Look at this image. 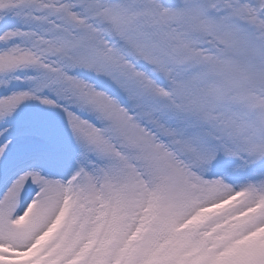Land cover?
I'll return each mask as SVG.
<instances>
[{"label":"snow or ice","instance_id":"6c2138e0","mask_svg":"<svg viewBox=\"0 0 264 264\" xmlns=\"http://www.w3.org/2000/svg\"><path fill=\"white\" fill-rule=\"evenodd\" d=\"M0 264H264V0H0Z\"/></svg>","mask_w":264,"mask_h":264}]
</instances>
